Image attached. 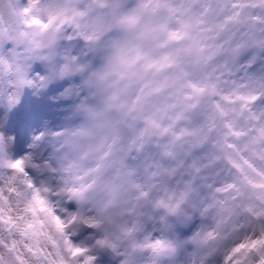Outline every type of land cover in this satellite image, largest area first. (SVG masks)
<instances>
[{
	"label": "clouds",
	"instance_id": "clouds-1",
	"mask_svg": "<svg viewBox=\"0 0 264 264\" xmlns=\"http://www.w3.org/2000/svg\"><path fill=\"white\" fill-rule=\"evenodd\" d=\"M109 3L0 0V32L12 37L0 44V103L10 111L27 88L36 102L51 106L39 116L42 130L26 139L22 149L17 148L18 134L0 124V189L8 201L4 213L17 225L11 232L0 225V235L9 243L17 241V251L30 264L37 261L26 244L38 242L55 257L48 235L59 241L65 264H84L86 256L92 264H199L193 238L212 231L219 239L245 217L217 228L221 216L218 205L210 207L211 191L200 179L193 180L187 159L180 163L190 144L199 135L218 133L220 123L218 117L213 122L207 90L197 96L189 85L202 86L214 78L224 88L230 77L223 57L204 62L194 53L178 55L175 50L188 41H170L168 31L175 25L163 11H140L141 0H121L116 19L109 18L111 27L95 36L92 20L107 12ZM52 8L66 11L53 19ZM74 11L85 15L74 16ZM134 11L135 24L121 22ZM8 97L16 101L11 106ZM201 110L208 116L194 122ZM85 130L87 135H79ZM249 147L264 169V143ZM17 161L19 167L10 166ZM37 190L43 204L33 199ZM254 191L264 193V188ZM29 204L31 210L25 211ZM255 210H264V201H257ZM54 217L61 220L63 233ZM64 236L88 252L73 257ZM158 240L175 251L157 253L148 246ZM0 254L14 264L13 254L2 248ZM219 260L217 256L214 264Z\"/></svg>",
	"mask_w": 264,
	"mask_h": 264
},
{
	"label": "snow or ice",
	"instance_id": "snow-or-ice-1",
	"mask_svg": "<svg viewBox=\"0 0 264 264\" xmlns=\"http://www.w3.org/2000/svg\"><path fill=\"white\" fill-rule=\"evenodd\" d=\"M121 6V0H110L107 6L109 10L92 20L90 27L95 36L111 27L109 18L116 19ZM139 10L165 12L167 20L175 25L168 31V39L173 42L182 39L188 41L186 46L177 48L176 53H194L198 60L204 62L223 57V67L230 77L223 81L224 88L218 87L214 78L203 81L202 86L196 83L189 85L197 96L207 90L212 97L208 103L212 106L213 122L218 117L220 123L218 133L212 137L199 135L187 148L180 163L183 164L187 159V170L192 174L193 180L200 179L211 191L213 204L210 207L218 205L221 216L217 228L227 227L226 222L233 217H245L243 222H233L219 239L214 240L215 233L212 231L203 237L198 233L193 238L201 253L199 264H214L217 256L220 258L219 264H264V222H256L257 218L264 217V210H255L256 202L264 201V193L254 191L264 188V183L258 182L264 180V169L257 166L249 147L264 143V0H141ZM23 11L27 13L29 9L25 7ZM65 11L63 8H52L55 13L52 18L63 15ZM83 15L85 13L74 11V16ZM137 19V12L134 11L121 22L126 21L131 25ZM32 22L39 23L36 20ZM5 38L12 37L0 32V44ZM15 102L13 97H8L9 106ZM207 116L208 111L201 110L194 115L193 120L198 122ZM87 134L86 130L79 133ZM102 147L100 145L94 150L100 151ZM99 163L100 166L103 165L104 156L99 158ZM20 164L17 161L10 166L19 167ZM25 183L32 186L30 181ZM9 191L15 192L16 189ZM33 199L43 204L39 190L33 195ZM7 202L0 189V225H7L11 232L17 225L16 219L4 213L3 205ZM29 210L30 204L25 208V211ZM54 219L58 230L63 233L61 220L58 217ZM27 227H32L31 222H28ZM20 232L22 235L26 234L24 229H20ZM47 240L56 253L55 257L52 251L39 248L38 242L35 247L26 244L24 248L36 259L37 264H65L59 241L51 235L47 236ZM97 243L103 245L107 241L98 240ZM63 244L73 257L88 252L87 248L73 246L68 236H64ZM148 246L157 253L165 249L175 251L172 244L159 240ZM0 248L13 254L14 264H30L24 254L17 251V241L9 243L0 235ZM92 259L91 256H86L84 264H92ZM0 264H8L2 254Z\"/></svg>",
	"mask_w": 264,
	"mask_h": 264
},
{
	"label": "rangeland",
	"instance_id": "rangeland-1",
	"mask_svg": "<svg viewBox=\"0 0 264 264\" xmlns=\"http://www.w3.org/2000/svg\"><path fill=\"white\" fill-rule=\"evenodd\" d=\"M25 104H29V111L23 116L21 111ZM42 106H44V102H36L27 88L24 90L21 102L10 111L3 103H0V124L4 125L5 131L9 133L16 132L18 134V149L23 148L25 140L31 135L39 134L42 130L39 127V116L45 113L42 111ZM5 113L8 116L7 122H5Z\"/></svg>",
	"mask_w": 264,
	"mask_h": 264
}]
</instances>
